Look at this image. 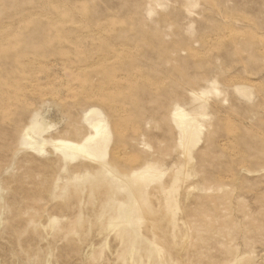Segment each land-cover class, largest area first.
<instances>
[{
  "label": "rangeland",
  "instance_id": "obj_1",
  "mask_svg": "<svg viewBox=\"0 0 264 264\" xmlns=\"http://www.w3.org/2000/svg\"><path fill=\"white\" fill-rule=\"evenodd\" d=\"M239 204L264 210V0H0V264H264L234 259Z\"/></svg>",
  "mask_w": 264,
  "mask_h": 264
},
{
  "label": "bare ground",
  "instance_id": "obj_2",
  "mask_svg": "<svg viewBox=\"0 0 264 264\" xmlns=\"http://www.w3.org/2000/svg\"><path fill=\"white\" fill-rule=\"evenodd\" d=\"M92 111V109H89L88 113H91ZM173 115L182 119L183 117H185L186 113L183 109H178L177 111L173 112ZM89 126L93 130V134L85 136L81 142L75 143L69 140L56 139L52 142L53 147L56 150L60 151H63L65 149H74L77 151L82 148V145L85 142L91 141L95 139L98 135L103 134L105 132L104 124L99 119L90 120ZM38 148L42 150L43 145L40 143L38 145ZM133 174L139 180L144 178L142 172H134ZM238 206V210H241L243 208V210L241 211L245 212L244 205L239 204ZM127 209L128 208L125 205L119 208L117 207L116 213H112L109 219L105 220L106 225L107 227L112 229L118 227L120 230L123 228L127 229L126 227H130L129 229H131V232H129V234H132L135 237H139V234L133 227L135 224L134 218L131 217ZM261 210L262 211L258 212L257 216H253L252 214L248 213V211L245 212L244 218L241 221V227L236 229L234 233H229L233 242L238 245V248L234 251V259H236V261H240L243 258H245L247 262H249V260L251 261L252 253L254 252L256 247L259 244H264V210ZM205 221L206 225L203 226V230L206 232L212 231L210 221L208 219H206ZM195 235L198 236V234ZM119 237L120 239H122V237H125L124 232L119 233ZM212 245L214 246V241L209 235L205 236L204 242L199 245L200 247H204L203 253H201L199 257H202L206 262H210L211 259L214 258L212 252Z\"/></svg>",
  "mask_w": 264,
  "mask_h": 264
}]
</instances>
